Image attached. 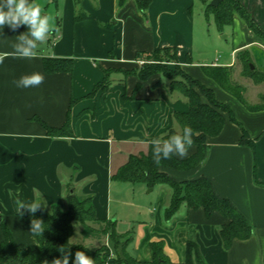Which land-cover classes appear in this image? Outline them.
<instances>
[{
    "label": "crops",
    "instance_id": "obj_1",
    "mask_svg": "<svg viewBox=\"0 0 264 264\" xmlns=\"http://www.w3.org/2000/svg\"><path fill=\"white\" fill-rule=\"evenodd\" d=\"M239 1L264 29V0ZM38 2L55 17L59 31L38 47V58L7 55L0 64V242L5 238L3 225L21 248L38 242L19 218L17 193L26 203L41 198L48 206L66 209L73 188L79 197H92L98 219L111 221L117 233L128 236L126 250L139 261L152 262L154 244L162 242L169 261L162 264H188L189 257L195 264L199 258L206 264H264V110H249L202 68L229 66L235 71L239 64L245 76L240 54L254 55L255 48L261 55L256 53L252 60L264 72V41L236 16L234 24L241 32L234 33L235 46L226 51L216 48L210 56L203 47L194 60L195 0H152L145 12L136 0ZM27 31V26L0 29V54H11L16 37ZM163 48H176L181 67L213 89L236 120L226 113L223 130L207 138L203 164L191 171L170 170L179 180L211 178L217 191L246 215L253 233L247 239L236 238L230 247L220 233L228 220L221 213L208 217L203 208L181 204L167 218L172 189L162 188L151 206L149 193L157 185L147 191L145 183L112 179L131 154L148 151L151 139L171 128L180 130L174 114L190 109L186 96L172 89L162 74L146 80L135 74L143 61L139 52ZM48 57L73 59L74 70L49 73L44 66ZM34 72L45 77L38 87L17 88L12 83ZM105 79L106 84L98 87ZM262 94L256 93L258 102L245 99L258 104ZM68 119L72 134L67 136L49 135L43 124L61 127ZM243 130L254 147L241 144ZM195 151V146L190 147L185 158ZM95 223L106 225L91 222L92 229ZM190 242L196 249L189 248Z\"/></svg>",
    "mask_w": 264,
    "mask_h": 264
},
{
    "label": "trees",
    "instance_id": "obj_2",
    "mask_svg": "<svg viewBox=\"0 0 264 264\" xmlns=\"http://www.w3.org/2000/svg\"><path fill=\"white\" fill-rule=\"evenodd\" d=\"M53 1L57 2L58 0ZM125 1L119 0L120 4ZM136 1L139 9L145 12L152 0ZM202 1L209 3L208 7L213 11L220 29L233 25L235 17L238 16L258 38L264 41V29L239 0H223L218 6H212L211 0ZM77 19H80V17L77 16ZM173 49L177 52L176 48ZM168 50L170 49L163 48L150 53L139 52L137 56L139 60H143V63L139 69L135 70V74L140 80H146L156 73L168 76L171 79L170 87L186 96L190 109L186 112H176L174 119L179 124L180 130L185 125L192 128L194 133L192 146L196 147V151L185 159H180L173 155L170 159H162L160 164L157 165L153 160L152 150L149 145L147 152L131 154L127 162L112 175V179L121 182L145 183L150 188L159 184H167L173 191L170 205L166 210L167 218L173 217L181 204H186L187 207L193 209L203 208L208 217H211L215 212L221 213L228 220L222 224L220 233L225 246L230 247L236 238L247 239L253 233V227L246 215L230 198L222 196L217 191L211 178L201 175L179 180L171 174L170 170L191 171L203 164L207 159L209 150L207 138L218 135L223 130L226 123V113L230 115L232 120H235V118L230 106L217 100L213 89L192 77L181 67L178 57V69H180L178 74L184 76L187 82L192 83V85L176 79L175 74H169L157 62L161 56L159 54L168 52ZM240 60L244 64L243 74L245 76L259 83L264 82V72L258 70L257 67L251 69L250 63L252 59L249 52H242ZM44 66L49 73L71 72L74 70V61L70 58L48 57L44 60ZM202 68L208 77L214 79L223 89L241 100L249 110H264V96L261 97V102L258 104L247 102L243 87L233 79V67L204 65ZM106 81L107 79L98 87L105 85ZM43 124L49 135L67 136L72 134L69 119L61 127ZM176 131L179 130L171 128L162 137L167 138ZM240 141L241 144L254 147V140L246 130H243ZM67 200L68 206L66 209L58 205L48 206L47 203L34 215L25 209H21L24 214L22 216L19 215V218L28 229H30V221L33 218L41 219L45 224V230L42 235H35L38 242L33 246L27 248L17 246L11 231L6 225H3L5 238L0 242V264H44L45 260L48 261V264H51L54 258L61 257V253L58 251L61 247H65L66 252L71 254L69 264H73L77 251L85 252L87 256L95 260V264H162V262H169L163 253L162 242L154 244V259L152 262L139 261L127 252L126 245L122 254L114 256L106 247L90 248L84 244H74L71 239L75 232L76 222L81 223L87 231L93 230L90 226L91 222H105L107 226L104 231H110V237L115 236L117 231L111 221L98 219L92 197H79L74 193L69 195ZM196 247L194 242L189 243L191 250L196 249ZM197 262L198 264H206L200 258ZM188 264H195L190 257Z\"/></svg>",
    "mask_w": 264,
    "mask_h": 264
},
{
    "label": "clouds",
    "instance_id": "obj_3",
    "mask_svg": "<svg viewBox=\"0 0 264 264\" xmlns=\"http://www.w3.org/2000/svg\"><path fill=\"white\" fill-rule=\"evenodd\" d=\"M167 14L172 15L174 13ZM4 26L10 27L13 31L21 26H27L28 31L16 37V42L12 45L14 51L11 54H0V64L3 63L7 55L29 60L38 58V47L59 31L55 17L48 14L45 11V6L38 0H0V29ZM44 79L43 74L34 72L21 75L12 83L17 88H32L40 86ZM193 135L192 128L185 125L181 130L174 132L167 138L151 139L149 143L154 162L159 165L162 159H170L173 155L182 159L187 157L188 149L193 144ZM15 204L19 215L22 216L24 213L21 212V209H25L34 215L45 206L46 202L38 198L26 203L19 198V193H17ZM44 225L43 220L33 218L30 221L31 234L41 236L45 230ZM58 251L61 253V257L54 258L51 264H69L71 254L66 252L65 247L59 248ZM44 264H48V261L45 260ZM73 264H95V260L87 256L85 252L77 251Z\"/></svg>",
    "mask_w": 264,
    "mask_h": 264
},
{
    "label": "rangeland",
    "instance_id": "obj_4",
    "mask_svg": "<svg viewBox=\"0 0 264 264\" xmlns=\"http://www.w3.org/2000/svg\"><path fill=\"white\" fill-rule=\"evenodd\" d=\"M211 3V2H210ZM209 3L203 2L202 0H195V7L193 8V15L195 17V22L197 24V46L195 50V54L193 56L194 60H198V55L201 52V48L206 50L207 55L211 52H214L216 48H219L221 50H231L235 43L238 41L237 34L234 35L235 32H239V26L236 24L225 26L223 29H220L217 25L215 15L212 10L209 9ZM241 32V31H240ZM227 35V37L225 36ZM168 52H162L159 55V60L157 62L162 65L163 68L169 73V74H175L176 79L182 80L189 85H192V83L187 82L184 76H182L179 73L178 69V61L177 57L178 54L173 48H169ZM253 48V54H250L251 59L256 56V53L258 55H261L260 51H256ZM210 56V55H208ZM257 59V58H256ZM256 61V60H255ZM259 62V61H258ZM256 65L258 68L261 69L259 63H255L253 60L250 63L251 65ZM240 66L237 64L236 70L233 73V79L235 82L240 84L244 89V96L245 98L250 102H258L257 99H255L256 93H264V82L260 83L256 82L255 80L242 76L240 73ZM166 77V76H165ZM168 81L170 82L171 79L167 76L166 77ZM197 88V87H196ZM264 96V94L261 95V97ZM145 186L144 184H138ZM171 190V188L168 185H157L155 191L150 192L149 196L152 199L151 206H153L157 202V197L161 194V189ZM152 188H147L148 190H151ZM168 190V191H169ZM94 227L93 231H86L84 230V226L76 222L75 223V232L74 237L71 239L74 244H85L89 247L94 248H108L112 255L116 256L117 254H122L123 249L127 243V235H122L117 233L115 236L110 237V231L105 232L104 229L107 225L103 224H92ZM104 231V232H103ZM105 233V234H104ZM107 235V239H106ZM127 236V237H126Z\"/></svg>",
    "mask_w": 264,
    "mask_h": 264
},
{
    "label": "water",
    "instance_id": "obj_5",
    "mask_svg": "<svg viewBox=\"0 0 264 264\" xmlns=\"http://www.w3.org/2000/svg\"><path fill=\"white\" fill-rule=\"evenodd\" d=\"M223 0H211V5L212 6H218L221 2H222ZM251 69H255V65H251ZM70 195L71 194H74V189L73 188H71L70 189V193H69Z\"/></svg>",
    "mask_w": 264,
    "mask_h": 264
},
{
    "label": "built area",
    "instance_id": "obj_6",
    "mask_svg": "<svg viewBox=\"0 0 264 264\" xmlns=\"http://www.w3.org/2000/svg\"><path fill=\"white\" fill-rule=\"evenodd\" d=\"M143 63V61H141V64Z\"/></svg>",
    "mask_w": 264,
    "mask_h": 264
}]
</instances>
